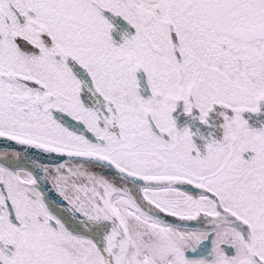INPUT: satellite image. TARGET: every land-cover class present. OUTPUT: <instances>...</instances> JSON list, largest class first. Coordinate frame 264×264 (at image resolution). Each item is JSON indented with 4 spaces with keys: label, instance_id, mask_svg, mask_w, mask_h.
<instances>
[{
    "label": "snow or ice",
    "instance_id": "snow-or-ice-1",
    "mask_svg": "<svg viewBox=\"0 0 264 264\" xmlns=\"http://www.w3.org/2000/svg\"><path fill=\"white\" fill-rule=\"evenodd\" d=\"M0 264H264V0H0Z\"/></svg>",
    "mask_w": 264,
    "mask_h": 264
}]
</instances>
